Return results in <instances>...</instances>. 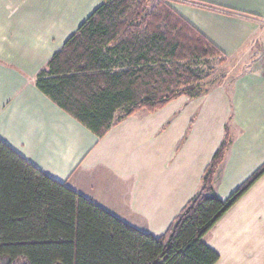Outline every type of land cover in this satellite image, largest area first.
Wrapping results in <instances>:
<instances>
[{"label":"trees","instance_id":"16d2710c","mask_svg":"<svg viewBox=\"0 0 264 264\" xmlns=\"http://www.w3.org/2000/svg\"><path fill=\"white\" fill-rule=\"evenodd\" d=\"M34 77V86L98 139L140 110L194 89L225 55L166 0H100ZM213 153L192 196L159 236L142 232L33 166L0 139V264H215L203 237L264 175L226 199L213 179L231 145Z\"/></svg>","mask_w":264,"mask_h":264},{"label":"crops","instance_id":"0c3cea01","mask_svg":"<svg viewBox=\"0 0 264 264\" xmlns=\"http://www.w3.org/2000/svg\"><path fill=\"white\" fill-rule=\"evenodd\" d=\"M187 1L196 8L186 3L172 8L213 43L227 62L250 50L253 61L264 62V39L260 38L264 23L251 18H264V0ZM100 3L0 0V139L47 176L157 237L198 192L214 151L202 164V172H198L190 191L183 192L175 184L158 189L155 180L146 188L144 161L138 157L139 136L134 138L136 131L130 128L135 115L98 139L32 86V77L67 38L51 47L42 46L26 41L24 31L46 29L47 24L63 25L66 20L74 29ZM232 14H243L248 20L230 18ZM256 34L259 36L252 44L251 37ZM36 61L38 66L27 69L28 63ZM236 82L234 136L213 179V189L221 200L246 180L240 184L230 182L228 173L255 172L264 161V77L247 70ZM158 153L159 149L156 156ZM139 222H144L146 228ZM203 241L217 252L215 264H264V175L205 234Z\"/></svg>","mask_w":264,"mask_h":264},{"label":"rangeland","instance_id":"374dc122","mask_svg":"<svg viewBox=\"0 0 264 264\" xmlns=\"http://www.w3.org/2000/svg\"><path fill=\"white\" fill-rule=\"evenodd\" d=\"M166 1L171 7L184 3L195 6L187 0ZM229 17L238 21L246 19L243 14H232ZM251 18L255 22L264 23V18L260 15ZM71 26L72 23L67 20L63 25L47 24L46 29L24 31L26 34L25 40L33 44L51 47L61 43L76 30L75 28L70 29ZM260 34H263L260 37L263 40L264 28L260 31ZM11 36H13L12 33ZM258 36L259 34H256L251 37V39L254 38L252 44ZM250 51L243 52L241 56L226 61L227 63L221 66L213 62V73L194 89L195 96L179 97L153 112L140 110L133 114L135 115L134 122L130 128L135 129L134 132L136 131L134 138L139 136L138 157L140 161L142 159L144 161L146 188L151 186L155 180L159 184L158 189L163 185L168 187L175 184L183 192L190 191L198 172H202V164L207 160L206 158L211 155L212 150L215 152L216 147L223 142L225 129L227 128L229 133L234 136V133L232 134V128L234 129L233 117L235 105L238 104L234 98L236 81L240 74L247 70H253L254 74L264 77V62H261L260 59L256 62L253 61L251 57L253 51L252 53ZM39 64V61L28 63L27 69L30 65L35 68ZM249 65H251L250 69L247 67ZM246 67L247 69L244 70ZM32 78V86L35 87L34 76ZM158 149L160 155L158 153L156 156ZM263 164L264 161L258 167ZM251 173L253 174L254 171ZM251 173L235 171V173H228L227 176L231 177L230 182L240 184V182L249 178L252 175ZM147 195L145 194L143 198ZM147 198L151 199L153 196ZM126 218H129V215ZM135 218L136 216H134L136 221ZM139 223L140 226L145 227L144 222Z\"/></svg>","mask_w":264,"mask_h":264}]
</instances>
